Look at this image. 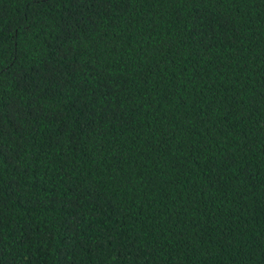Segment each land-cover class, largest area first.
Masks as SVG:
<instances>
[{"label":"trees","instance_id":"16d2710c","mask_svg":"<svg viewBox=\"0 0 264 264\" xmlns=\"http://www.w3.org/2000/svg\"><path fill=\"white\" fill-rule=\"evenodd\" d=\"M0 264H264V0H0Z\"/></svg>","mask_w":264,"mask_h":264}]
</instances>
